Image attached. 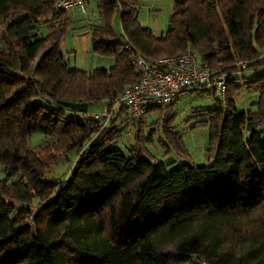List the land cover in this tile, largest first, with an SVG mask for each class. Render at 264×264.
Returning a JSON list of instances; mask_svg holds the SVG:
<instances>
[{
    "label": "trees",
    "instance_id": "16d2710c",
    "mask_svg": "<svg viewBox=\"0 0 264 264\" xmlns=\"http://www.w3.org/2000/svg\"><path fill=\"white\" fill-rule=\"evenodd\" d=\"M141 1L96 0L91 51L115 64L87 70L61 51L73 18L56 0H0V264H264V0H172L159 34ZM126 43L152 62L191 49L228 72L226 102L212 89L215 107L189 115L209 130L205 162L175 125L177 101L140 121L119 104L105 127L61 104L112 101L138 82ZM35 133L70 162L67 177H46Z\"/></svg>",
    "mask_w": 264,
    "mask_h": 264
},
{
    "label": "rangeland",
    "instance_id": "374dc122",
    "mask_svg": "<svg viewBox=\"0 0 264 264\" xmlns=\"http://www.w3.org/2000/svg\"><path fill=\"white\" fill-rule=\"evenodd\" d=\"M141 2L140 21L151 27L157 34L165 31L168 27L169 18L173 12V1L142 0ZM90 3V7L88 5V8L82 11L81 16L71 15L73 19L69 23L67 31L62 39L61 51L66 53L67 60L72 67L87 70L97 67H111L115 64V58L113 56L99 55L91 51V33L88 25L90 22L89 18H93L91 11H94L95 17H98V15L95 1H91ZM71 11H69L70 14ZM114 27L118 33L121 32V26L117 17L114 18ZM86 47L88 49H86ZM208 90L209 93L207 95L201 93L199 90H194V88L186 92H181L174 106V111L178 113L175 125H177V129L183 133L185 142L192 156V162L195 164H201L207 159V139L209 130L206 127L193 128L194 120H189V115L193 109L199 107L205 109L215 107L216 101L212 89ZM217 97H219L218 93ZM239 101L248 109V93L245 89L239 97ZM89 109L90 111H101L102 106L101 104H94L90 106ZM123 117L125 118L126 114H124ZM156 117L157 114L149 115L147 121L152 122ZM130 123L129 121L126 128ZM45 137H47L46 140L44 139ZM31 143L33 147H37V151L41 152L40 154L48 163L46 177L64 179L68 176L71 164L64 155H54L57 151H54L55 146L52 138L45 136L43 133H35L32 136ZM41 145L45 147L41 148ZM47 148H49L51 152L48 151ZM161 153L162 152L158 151L159 156ZM70 157L74 159L75 155L71 154ZM0 177H3L2 173H0ZM32 203H34V207L36 204L38 205L37 200L29 204Z\"/></svg>",
    "mask_w": 264,
    "mask_h": 264
},
{
    "label": "built area",
    "instance_id": "2783aa9c",
    "mask_svg": "<svg viewBox=\"0 0 264 264\" xmlns=\"http://www.w3.org/2000/svg\"><path fill=\"white\" fill-rule=\"evenodd\" d=\"M56 8L67 11L76 8L85 10V0H56ZM125 47L131 51V60L140 73V80L133 85L125 87L112 101L101 103V111H90L88 116L99 120L105 127L116 114L117 106L124 104L127 108V116L134 121H140L151 106H170L178 100V95L185 90L201 86L214 89L223 102H226L228 85V72L221 68H213L208 62H203L194 51L188 49L180 54L166 55L154 62L146 59L141 54L132 50L129 43ZM259 59L264 60V51ZM246 61L237 60L235 74L242 77L247 67ZM29 207L34 214L38 211V205ZM201 264H207L202 262Z\"/></svg>",
    "mask_w": 264,
    "mask_h": 264
},
{
    "label": "water",
    "instance_id": "95a60500",
    "mask_svg": "<svg viewBox=\"0 0 264 264\" xmlns=\"http://www.w3.org/2000/svg\"><path fill=\"white\" fill-rule=\"evenodd\" d=\"M61 104L63 106H66L68 108H71L72 110L79 111L82 113H86L89 107L88 102H69V101H62Z\"/></svg>",
    "mask_w": 264,
    "mask_h": 264
},
{
    "label": "crops",
    "instance_id": "0c3cea01",
    "mask_svg": "<svg viewBox=\"0 0 264 264\" xmlns=\"http://www.w3.org/2000/svg\"><path fill=\"white\" fill-rule=\"evenodd\" d=\"M91 1H95V3H96V0H89V4H91L90 2ZM88 4V5H89ZM89 7H90V5H89ZM81 13H82V10L81 9H78V8H76V9H74V10H72L71 11V14L70 15H75V16H81ZM86 49H88L87 47H86Z\"/></svg>",
    "mask_w": 264,
    "mask_h": 264
}]
</instances>
